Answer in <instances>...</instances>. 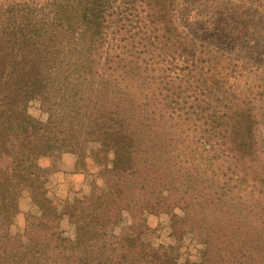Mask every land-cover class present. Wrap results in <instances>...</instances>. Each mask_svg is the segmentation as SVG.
Returning <instances> with one entry per match:
<instances>
[{"label": "trees", "instance_id": "trees-1", "mask_svg": "<svg viewBox=\"0 0 264 264\" xmlns=\"http://www.w3.org/2000/svg\"><path fill=\"white\" fill-rule=\"evenodd\" d=\"M1 156L0 264H264V0H0Z\"/></svg>", "mask_w": 264, "mask_h": 264}, {"label": "rangeland", "instance_id": "rangeland-1", "mask_svg": "<svg viewBox=\"0 0 264 264\" xmlns=\"http://www.w3.org/2000/svg\"><path fill=\"white\" fill-rule=\"evenodd\" d=\"M76 156L68 153L61 145L56 147L51 155L45 156L41 163L51 172L60 170H71L75 165ZM11 164V158L8 156L0 157V178L3 177L5 171ZM88 180L96 179L95 175L87 177ZM53 211V210H52ZM38 214L42 220L49 219L53 224L59 226L64 232L70 233L69 227V211L66 210L63 214H58L55 211L50 212L46 210H38ZM182 214L181 210L176 209L172 213H163L159 221H155L152 230L145 233V238L155 244L159 250L165 255H169L176 248V238L172 233L171 223L172 219ZM131 219V213H128L127 220ZM183 252L191 257H196L197 250L192 244L190 247H184Z\"/></svg>", "mask_w": 264, "mask_h": 264}]
</instances>
